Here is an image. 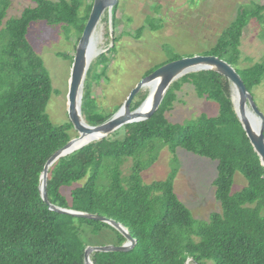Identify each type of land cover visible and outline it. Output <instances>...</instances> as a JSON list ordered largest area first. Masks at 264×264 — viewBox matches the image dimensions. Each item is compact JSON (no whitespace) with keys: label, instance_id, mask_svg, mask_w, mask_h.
Returning a JSON list of instances; mask_svg holds the SVG:
<instances>
[{"label":"trees","instance_id":"trees-1","mask_svg":"<svg viewBox=\"0 0 264 264\" xmlns=\"http://www.w3.org/2000/svg\"><path fill=\"white\" fill-rule=\"evenodd\" d=\"M30 1L33 7L3 22L10 0H0V264H84L82 226L92 235L112 231L117 245L124 238L107 224L52 212L40 197L43 166L71 139L72 125L49 120L45 107L51 81L26 34L34 21L62 26L66 35L70 27L77 38L75 49L93 0ZM116 11L114 5L110 10L113 28ZM252 20L264 41V0L251 1L237 7L233 20L203 55L231 65L253 98L252 89L264 81V60L236 68L243 30ZM153 21L146 18L148 28L160 29L161 23ZM135 31L139 36L143 27ZM108 52H99L95 61L104 62ZM73 55L68 56L70 64ZM169 55L143 77L180 58ZM183 84L191 85L198 98L214 102L216 115L200 114L183 124L170 122L166 115ZM231 95L230 82L218 73H188L172 82L149 119L126 124L49 167L46 195L51 204L112 219L137 240L128 252L93 253L94 264H185L189 259L195 264H264V168L239 123ZM88 98L84 86L81 112L89 125L105 122L119 109L103 112L96 103L89 105ZM144 98L139 92L130 109ZM160 147L167 148L172 168L163 180L144 183L140 174L153 164ZM177 149L216 162L212 186L220 209L207 220L194 218L174 193ZM129 158L132 164L123 177L120 166ZM235 174L245 185L233 192ZM81 180L82 185L72 188ZM64 189H69V199Z\"/></svg>","mask_w":264,"mask_h":264},{"label":"rangeland","instance_id":"rangeland-1","mask_svg":"<svg viewBox=\"0 0 264 264\" xmlns=\"http://www.w3.org/2000/svg\"><path fill=\"white\" fill-rule=\"evenodd\" d=\"M251 1L263 0H117L115 27L111 25L110 12L105 11L94 33L93 44L101 50L100 54L107 49L109 52L104 62L95 61L99 54L89 64L84 80L89 105L96 103L103 112H112L114 108L121 107L145 71L166 61L170 53L180 58L203 55L233 20L237 7ZM33 6L30 0H10L3 22L19 17L24 8ZM147 17L155 20L153 24L161 23L160 29L150 30L146 25ZM138 27H143L139 36L135 31ZM67 32L66 35L62 26L52 27L43 21H34L30 23L26 34L27 42L41 59L51 81L52 93L45 112L53 124L69 122L66 94L70 57L74 53L77 38L70 27ZM115 38L117 41L114 42ZM166 50L170 53L166 54ZM263 60L264 41L259 37L257 23L252 20L243 30L236 68L243 69ZM150 88L147 85L140 93L146 97ZM252 94L257 109L264 116V81L252 89ZM175 95L173 108L166 115L172 123L183 124L195 120L200 114L214 116L217 113L216 104L198 98L189 84H183ZM68 134L71 139L77 136L73 128ZM175 154L178 169L173 181L174 193L194 218L207 220L210 213L219 212L220 209L212 186L216 162L182 149H177ZM131 159H126L120 166L121 176L129 173ZM171 168V156L167 148L160 147L153 164L140 176L144 183L163 180ZM83 181L75 183L72 188L82 185ZM244 185V179L235 174L232 191H238ZM68 193L69 189L63 190L67 199ZM81 230L80 240L86 246H117L115 234L110 230H101L96 235H92L86 226H82ZM186 264L195 263L189 259Z\"/></svg>","mask_w":264,"mask_h":264},{"label":"water","instance_id":"water-1","mask_svg":"<svg viewBox=\"0 0 264 264\" xmlns=\"http://www.w3.org/2000/svg\"><path fill=\"white\" fill-rule=\"evenodd\" d=\"M116 2L117 0L92 1L87 21L75 46L66 94L68 121L72 125L73 130L77 133V136L70 139L62 148L48 158L39 176L38 189L40 197L50 211L107 224L124 238V242L117 246H86L83 251L84 264H94L90 256L96 252H128L136 245L137 240L129 234V231L125 226L112 219L86 212L65 209L51 204L46 195L47 172L49 167L59 158L71 154L88 143L111 136L116 130L126 124L149 119L160 106L168 87L180 77L192 72L211 70L223 76L230 82L232 88L231 100L235 113L247 139L264 168V116L257 109L251 94L247 91L243 80L236 70L227 62L216 56L193 55L167 62L152 71L150 74L142 77L129 91L121 107L108 120L99 125H89L84 121L81 112V99L83 95L84 80L88 70L87 57L90 40L92 35L96 32L102 14L105 11L110 12ZM112 41L113 38L111 37V42ZM154 81L156 82L154 92L149 93L148 91V94L140 105L131 110L130 105L134 97L142 89L146 88L148 83ZM233 95L235 96V101ZM88 134L92 135L91 140L82 145H77V143L81 142ZM187 262L188 260L185 264Z\"/></svg>","mask_w":264,"mask_h":264},{"label":"bare ground","instance_id":"bare-ground-1","mask_svg":"<svg viewBox=\"0 0 264 264\" xmlns=\"http://www.w3.org/2000/svg\"><path fill=\"white\" fill-rule=\"evenodd\" d=\"M93 37H94V34L92 35L91 37V40H90V47H89V53H88V57H87V67H89V64L90 62L99 55V48H96V45L93 44ZM92 63V62H91ZM147 85H149L151 88L149 90V93H153L154 90H155V87H156V82H150L148 83ZM236 100V99H235ZM92 138V135L91 134H88L87 136H85L81 142H78L77 145H82L88 141H90Z\"/></svg>","mask_w":264,"mask_h":264}]
</instances>
